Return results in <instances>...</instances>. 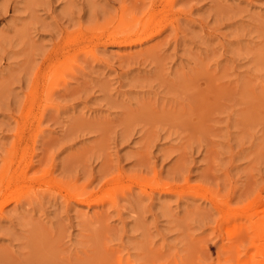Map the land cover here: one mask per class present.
Wrapping results in <instances>:
<instances>
[{
  "label": "rangeland",
  "instance_id": "rangeland-1",
  "mask_svg": "<svg viewBox=\"0 0 264 264\" xmlns=\"http://www.w3.org/2000/svg\"><path fill=\"white\" fill-rule=\"evenodd\" d=\"M0 264H264V0H0Z\"/></svg>",
  "mask_w": 264,
  "mask_h": 264
}]
</instances>
